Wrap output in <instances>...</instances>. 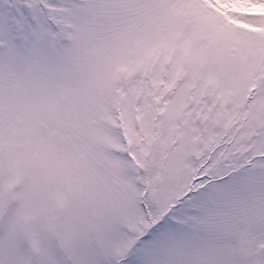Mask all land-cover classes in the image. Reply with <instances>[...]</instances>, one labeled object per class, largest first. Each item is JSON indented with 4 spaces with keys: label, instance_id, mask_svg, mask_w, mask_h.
Here are the masks:
<instances>
[{
    "label": "snow or ice",
    "instance_id": "obj_1",
    "mask_svg": "<svg viewBox=\"0 0 264 264\" xmlns=\"http://www.w3.org/2000/svg\"><path fill=\"white\" fill-rule=\"evenodd\" d=\"M0 264H264V0H0Z\"/></svg>",
    "mask_w": 264,
    "mask_h": 264
}]
</instances>
